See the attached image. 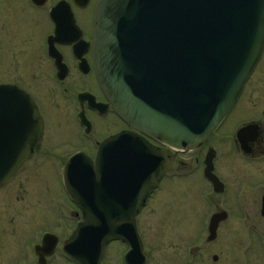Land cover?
I'll use <instances>...</instances> for the list:
<instances>
[{
    "label": "water",
    "instance_id": "95a60500",
    "mask_svg": "<svg viewBox=\"0 0 264 264\" xmlns=\"http://www.w3.org/2000/svg\"><path fill=\"white\" fill-rule=\"evenodd\" d=\"M263 51L264 0L101 1L98 79L116 113L139 133L108 138L95 161L84 154L69 161L66 187L83 220L65 241L68 259L100 264L106 245L123 239L144 264L135 216L175 159L146 136L179 150L198 147L235 105ZM41 132L32 98L0 85V187ZM57 242L44 237L39 264H47Z\"/></svg>",
    "mask_w": 264,
    "mask_h": 264
},
{
    "label": "rangeland",
    "instance_id": "374dc122",
    "mask_svg": "<svg viewBox=\"0 0 264 264\" xmlns=\"http://www.w3.org/2000/svg\"><path fill=\"white\" fill-rule=\"evenodd\" d=\"M50 29L45 12L29 9L27 0H0V83H18L34 90L48 108L40 149L0 191V264H38L34 246L46 231L60 238L48 264H73L64 257L62 242L75 228L78 216L61 187L60 172L76 146L88 147L89 154L93 150L89 142L77 140L79 128L72 108L66 107L71 101L63 100L53 85V67L42 47ZM94 119L98 137L116 129L110 121L104 125L105 121ZM253 120L264 125V55L240 103L210 142L216 150L218 173L225 181L224 192L212 193L210 182L199 171L196 157L201 158L207 148L184 152L178 176L166 177L139 217L148 264H190L191 259V264H264V240H258L264 239L258 213L264 190V154L248 157L233 144L234 130ZM215 202L230 214L220 225L217 239L207 241L203 222ZM195 246H199L195 256L187 255ZM125 249L119 242L112 243L102 263L123 264Z\"/></svg>",
    "mask_w": 264,
    "mask_h": 264
},
{
    "label": "flooded vegetation",
    "instance_id": "af4514ba",
    "mask_svg": "<svg viewBox=\"0 0 264 264\" xmlns=\"http://www.w3.org/2000/svg\"><path fill=\"white\" fill-rule=\"evenodd\" d=\"M98 1L99 0H46L45 2L36 4L33 0H27L28 8L34 11L38 10L41 12H45L46 17L49 23L51 24L50 31H47L44 34L42 40V47L46 58L49 60L51 66L53 67V73L51 75L53 85L55 88L59 89L63 100H66V102L71 101V103H66V107L69 110L72 108L74 118L73 120L76 123V126L79 128V132L76 136L77 140L79 139V141L81 142H89V147H91V149L94 150L95 153L100 142L103 139L112 134L118 133L129 128L116 115L111 104L108 102L98 85L94 60V32L96 24V6ZM71 77H73V82H71L70 80ZM24 88L33 95L44 121L43 136L42 139L35 145V154L40 149V144L42 143V140L46 133V114H48V108L44 105V103L47 102H45V100H42V95L37 94L34 90L32 91L31 89H28L26 87ZM99 104L101 105L100 107H98ZM95 117L102 122L105 121V123H103L104 125H107L108 121H110L109 124H111V126L114 125L116 129L112 132H108L107 134L101 137H98L97 134L95 135L94 130L96 127V121L94 119ZM115 120L118 122H115ZM118 123H120L121 125L119 126ZM248 124H257L259 128L258 131H255L253 128L245 132L244 136L240 137L239 131ZM224 125L225 123L223 124V126ZM234 132L235 137L233 140V144L237 152L252 158H257L258 156L264 154L263 124L254 120L247 121L245 123H242V125H240L236 130H234ZM244 140L246 143L245 145ZM210 142L211 140L204 144V147H206L207 150L203 155V160L201 161V158L196 157V161L200 163L199 171L202 173L203 176H206L205 158L209 150L213 148L212 145H210ZM80 150L86 152L90 149L84 145H82L81 147L80 145L76 146V151ZM182 156H184V152H176V162L174 169L164 176V179L160 183V188L163 187V182L168 175H170L172 178L178 176H175V174L182 170L181 168L184 165V161L181 159ZM214 161V173L222 181L223 179L218 173L219 168L216 162V156ZM211 188L213 191L214 186L212 183ZM2 189H0V191ZM263 194L264 190L261 192L260 195L261 202L258 213L262 226L264 227V215L261 206ZM154 197L155 194L152 195L149 202H151ZM206 202L209 201L206 200ZM221 210H223V208L218 203H213L212 211L209 212L211 214L210 218L215 213ZM74 214L77 215L78 213L76 214L75 212ZM246 214H248V212ZM228 218L229 216L227 217V219H225V221H221L219 227L222 223L226 222ZM254 226L258 227L256 225ZM261 230L264 233V228H261ZM141 233H143V231ZM256 235L258 236L259 233H256ZM258 238V240H260L261 242L262 240H264L262 239V237ZM119 243L125 245L126 247L125 252L122 255V261L123 264H127L125 255L130 249V246L122 241ZM198 247H191L189 250H187V255L190 254L191 257L195 256ZM252 248H248L247 250L250 251ZM214 260H216L215 257ZM192 262L193 260L191 259L189 263L191 264ZM205 264H207V262H205ZM245 264H247V262Z\"/></svg>",
    "mask_w": 264,
    "mask_h": 264
},
{
    "label": "bare ground",
    "instance_id": "6f19581e",
    "mask_svg": "<svg viewBox=\"0 0 264 264\" xmlns=\"http://www.w3.org/2000/svg\"><path fill=\"white\" fill-rule=\"evenodd\" d=\"M260 62H261V61H260ZM259 64H260V63H259ZM259 64H258V66H259ZM258 66H257V67H258ZM256 70H257V68H256ZM254 74H255V73H254ZM254 74H253V75H254ZM253 75H252V77H253ZM252 77H251V78H252ZM251 78H250V80H251ZM250 80H249V81H250ZM249 81H248V82H249ZM244 91H245V90H244ZM243 94H244V92H243ZM243 94H242L240 100L238 101V103L235 105V107H234V109L232 110L231 114L234 112L235 108H236V107L238 106V104L240 103V101H241V99H242V97H243ZM231 114H230V115H231ZM230 115H229V117H230ZM229 117H228V119H229ZM228 119H227V120H228ZM10 183H11V182H10ZM149 204H150V202L148 203V205H149ZM148 205H147V207H148ZM145 208H146V207H145ZM145 208H144V209H145ZM111 243H112V242H111ZM111 243L108 245V247L111 245ZM108 247H107V248H108Z\"/></svg>",
    "mask_w": 264,
    "mask_h": 264
}]
</instances>
